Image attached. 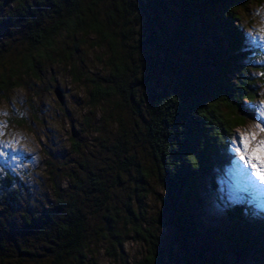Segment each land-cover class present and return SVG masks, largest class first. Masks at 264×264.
<instances>
[{"label": "trees", "instance_id": "obj_1", "mask_svg": "<svg viewBox=\"0 0 264 264\" xmlns=\"http://www.w3.org/2000/svg\"><path fill=\"white\" fill-rule=\"evenodd\" d=\"M16 2L7 39L0 35V97L43 63H62L79 82L89 72L79 57L88 47L102 70L85 78L93 84L88 106L114 97L133 122L107 114L116 127L106 141L114 174H89L84 182L73 171L62 179L49 174L47 204H38L18 175L0 176V264H97L99 241L107 256L130 264L123 247L136 235L148 247L133 264H242L251 253L254 264H264V219L244 203L225 209L233 228L219 247L192 244L200 189L205 180L214 187V170L227 167L228 141L252 117L248 105L264 87V58L241 27L240 10L250 1ZM130 170L136 189L154 177L165 188L173 244L145 224L139 198L117 193Z\"/></svg>", "mask_w": 264, "mask_h": 264}, {"label": "rangeland", "instance_id": "obj_2", "mask_svg": "<svg viewBox=\"0 0 264 264\" xmlns=\"http://www.w3.org/2000/svg\"><path fill=\"white\" fill-rule=\"evenodd\" d=\"M16 1L0 0V35L3 40L7 39L4 36L9 33L6 22L16 9ZM249 1L247 8L240 10L241 27L247 45L264 58V0ZM97 56L96 51L88 47L79 55L89 70H86V79L88 76L95 79L102 72ZM252 62L255 63L256 59ZM38 69L35 75L22 77L23 86L7 93L6 97H0V176L6 171L18 175L36 202L47 204L52 197L49 174L62 179L65 173L72 177L74 172L83 182L89 174L100 177L114 174L109 167L114 157L108 152L111 145L106 141L109 132L116 127L107 114L113 112V116L119 115L127 124L133 119L126 110L115 108L114 97L98 107L88 106V89H91L92 82L83 77L79 82L73 81L62 63H43ZM57 86L62 90V104L53 93ZM248 106L252 117L244 126L234 130L227 144L230 162L226 168L214 170V187L207 186L205 180L206 186L200 189L199 201L194 208L196 223L192 244L196 246H220V240L233 228L225 209L235 203H244L251 214L264 219V183L256 176L258 170L264 172V87ZM22 115L28 118L26 124L17 122ZM87 116L88 123L85 121ZM97 126L105 135L96 132ZM73 143H77V148ZM249 174L257 180L259 187L247 183ZM122 180L123 186L117 193L124 198H139L145 224H154L155 231L159 229L157 233L173 244L176 230L168 218L165 188L154 177L147 187L136 189L139 182L133 170ZM63 184H67V180ZM105 247L106 243L99 241L94 248L96 263L120 264L119 259L104 253ZM147 247L146 241L138 235L129 237L123 247L124 256L133 264L145 255ZM253 255L251 253L242 264H254L257 260Z\"/></svg>", "mask_w": 264, "mask_h": 264}, {"label": "snow or ice", "instance_id": "obj_3", "mask_svg": "<svg viewBox=\"0 0 264 264\" xmlns=\"http://www.w3.org/2000/svg\"><path fill=\"white\" fill-rule=\"evenodd\" d=\"M241 159H243V157H241ZM253 167H255V165H253ZM256 176L258 177L259 182L264 183V172L258 170ZM247 183L254 188L259 187L257 180L254 179L251 174H249L247 177Z\"/></svg>", "mask_w": 264, "mask_h": 264}, {"label": "water", "instance_id": "obj_4", "mask_svg": "<svg viewBox=\"0 0 264 264\" xmlns=\"http://www.w3.org/2000/svg\"><path fill=\"white\" fill-rule=\"evenodd\" d=\"M54 94H55L56 98L59 100V102L62 103L63 98H62V91L60 90V88L56 87L54 89Z\"/></svg>", "mask_w": 264, "mask_h": 264}]
</instances>
